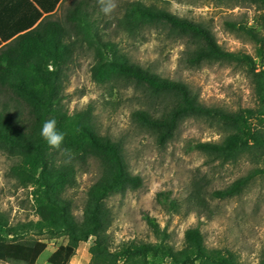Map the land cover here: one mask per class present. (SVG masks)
I'll use <instances>...</instances> for the list:
<instances>
[{
    "label": "trees",
    "instance_id": "obj_1",
    "mask_svg": "<svg viewBox=\"0 0 264 264\" xmlns=\"http://www.w3.org/2000/svg\"><path fill=\"white\" fill-rule=\"evenodd\" d=\"M242 1L256 4L258 22L231 20L226 25L256 44L260 64L248 53L223 48L205 23L142 0L126 3L118 20L130 35L159 27L185 38L184 58L191 65L209 61L244 64L256 105L235 111L206 105L186 83L133 61L118 42L104 35L100 14L87 0L75 1L65 21L48 17L33 29H19L20 34L0 50V151L14 160L11 177L19 186L31 189L37 216L12 222L0 211V243L7 264H36L48 246L46 241L61 237L67 243L51 254L50 264H69L80 244L90 239L91 264H243L231 250L208 247L199 226L187 228L183 245L175 247L167 229L148 213L144 218L156 240H129L114 247L109 233L114 215L108 200L143 188L144 179L130 170L124 144L101 132L93 103L74 113L65 103L70 66L79 50L87 47L94 53L95 80L123 79L147 95L172 98L162 109L140 108L132 113V121L153 132L159 146L172 140L185 119L197 117L218 124L224 135L220 141L197 142L193 149L222 164L246 156L264 159V0ZM37 2L49 12L57 4ZM49 119H55L57 129L66 133L59 149L49 147L39 134L42 122ZM91 159L100 163L101 174L87 191L79 219L69 192L78 185L79 170L86 169ZM259 175H264V167H255L227 187L212 189L209 195L217 199L238 196ZM204 191V185L194 184L192 195L202 205ZM156 199L169 211L181 208L169 191L159 192Z\"/></svg>",
    "mask_w": 264,
    "mask_h": 264
},
{
    "label": "rangeland",
    "instance_id": "obj_2",
    "mask_svg": "<svg viewBox=\"0 0 264 264\" xmlns=\"http://www.w3.org/2000/svg\"><path fill=\"white\" fill-rule=\"evenodd\" d=\"M77 0H65L53 19L65 21ZM90 1L100 14L104 35L119 43L129 57L158 74L186 83L206 105L225 110L256 105L253 84L248 68L242 63L220 61L191 65L185 61L187 41L163 28L153 27L139 35H130L119 26L126 3L135 0H115L114 12L105 16L100 0ZM165 8L174 14L201 21L210 26L223 48L250 54L259 64L256 44L244 34L231 30L227 21L258 22L256 4L242 0H142ZM90 8V10H94ZM94 53L84 47L79 50L69 69L65 103L71 113L95 106L97 125L103 134L124 144L130 170L144 179L143 188L117 194L108 200L114 221L109 229L113 246L124 241H155L156 237L144 218L146 213L155 217L170 234V242L180 248L185 231L199 226L210 248L233 251L243 264H264V175L255 177L238 196L217 199L209 195L212 189H222L255 167H264V159L252 156L235 163L211 160L192 146L200 141H220L224 130L216 123L192 117L185 119L172 140L165 146L157 144L155 134L132 121L136 109H162L172 98H156L123 79L99 82L92 76ZM14 160L0 151V211L12 222L37 219L31 189L18 185L9 169ZM101 167L91 159L78 172V185L70 190L74 212L80 219L87 191L100 177ZM205 186L204 205L194 193V184ZM169 191L181 208L169 211L157 202V194ZM48 246L36 264H50L51 254L62 244L64 237L46 241ZM92 239L82 242L69 264H91ZM0 264L5 261L4 245L0 243ZM171 264V263H166Z\"/></svg>",
    "mask_w": 264,
    "mask_h": 264
},
{
    "label": "crops",
    "instance_id": "obj_3",
    "mask_svg": "<svg viewBox=\"0 0 264 264\" xmlns=\"http://www.w3.org/2000/svg\"><path fill=\"white\" fill-rule=\"evenodd\" d=\"M43 4L55 2L56 6L49 12L37 0H0V50L12 42L19 34V29H33L43 20L57 13L65 0H40ZM25 28V29H26Z\"/></svg>",
    "mask_w": 264,
    "mask_h": 264
},
{
    "label": "clouds",
    "instance_id": "obj_4",
    "mask_svg": "<svg viewBox=\"0 0 264 264\" xmlns=\"http://www.w3.org/2000/svg\"><path fill=\"white\" fill-rule=\"evenodd\" d=\"M116 8L115 0H100V10L105 16L111 15ZM40 136L51 148L59 149L66 133L57 129V121L49 119L42 122Z\"/></svg>",
    "mask_w": 264,
    "mask_h": 264
}]
</instances>
